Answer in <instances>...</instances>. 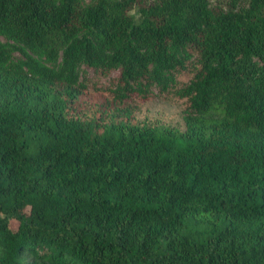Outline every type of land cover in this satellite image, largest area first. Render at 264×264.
Segmentation results:
<instances>
[{
    "label": "trees",
    "instance_id": "16d2710c",
    "mask_svg": "<svg viewBox=\"0 0 264 264\" xmlns=\"http://www.w3.org/2000/svg\"><path fill=\"white\" fill-rule=\"evenodd\" d=\"M0 37V264H264V0H0Z\"/></svg>",
    "mask_w": 264,
    "mask_h": 264
},
{
    "label": "rangeland",
    "instance_id": "374dc122",
    "mask_svg": "<svg viewBox=\"0 0 264 264\" xmlns=\"http://www.w3.org/2000/svg\"><path fill=\"white\" fill-rule=\"evenodd\" d=\"M0 40L3 41V38L0 37ZM81 74L87 78L92 77L96 80V86L104 85L107 79L103 78L97 72H94L91 68L86 66L80 67ZM109 75L113 76L114 72H111ZM180 106L176 103L171 102V100H166L164 98L154 97L149 101L144 102L140 105L139 118L147 116L148 118L157 121L159 123L173 125L180 123Z\"/></svg>",
    "mask_w": 264,
    "mask_h": 264
}]
</instances>
